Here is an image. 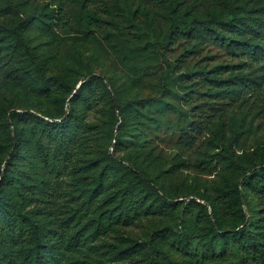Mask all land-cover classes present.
<instances>
[{
  "label": "trees",
  "instance_id": "16d2710c",
  "mask_svg": "<svg viewBox=\"0 0 264 264\" xmlns=\"http://www.w3.org/2000/svg\"><path fill=\"white\" fill-rule=\"evenodd\" d=\"M15 1L0 0V12L15 7ZM62 1L55 11L59 20H64L63 9L69 3L79 8L89 27L105 26L130 43L148 36L144 47L157 56L183 46L187 55L211 47L224 51L242 63L233 70L220 66L188 75L182 82L190 84L191 90L182 101L191 104L193 94L212 100L227 97L251 103L248 117H258L264 110V98H260L264 0H112L111 7L110 1L104 4L105 16L93 7L96 0ZM146 7L156 9L158 18L149 21ZM39 20L38 16L20 19L8 31L0 26V68L11 66L18 73L8 95L0 92V264H92L96 256L117 264H264V143L245 160L232 145L247 130L242 128L246 116L217 125L210 119L216 112L211 108L213 114L206 121L191 123L189 132L180 137L188 146L208 131L207 145L216 152L223 171L221 185L214 192L189 183L188 188L205 204L190 201L185 210L198 209V214L186 221L179 215L180 204L173 202V187L163 179L175 174L184 162L161 175L150 155L141 159L143 152H131L139 160L134 165L119 155L130 146L124 137H118L116 152L105 147L112 137L111 127L118 122L117 112L123 116L120 131L131 130L137 139L145 130L138 126L147 127L143 118L157 122L150 113L185 116L168 101L176 95L170 94L164 82L175 67L161 79V96L126 106L94 77L77 90L70 105L54 101V114H42L63 121H46L21 109L29 88L42 97L61 90L71 94L75 88L71 91L65 78L47 74L48 60L30 39V29ZM155 20L164 31L157 41L148 33V23ZM227 73L228 77H221ZM26 81L29 86L24 85ZM197 86L205 92L197 93ZM99 101L105 103L108 118L103 129L85 121L91 105ZM249 194L258 199L257 207L244 206ZM151 216L171 217L184 230L156 231L148 246L122 236L117 237L118 244L105 241ZM172 252L188 261L174 259Z\"/></svg>",
  "mask_w": 264,
  "mask_h": 264
},
{
  "label": "rangeland",
  "instance_id": "374dc122",
  "mask_svg": "<svg viewBox=\"0 0 264 264\" xmlns=\"http://www.w3.org/2000/svg\"><path fill=\"white\" fill-rule=\"evenodd\" d=\"M108 1H110L109 6L111 7L112 0H96L92 5L95 9H99L102 16H105L104 4ZM62 2V0H16L14 2L16 8L11 7L7 10L4 7L3 12H0V26L5 25L6 31L18 24L20 19L40 17V20L30 29L33 46H36L48 60L47 74L52 78L63 77L70 84L71 91L72 88H75L71 94H68L55 84L54 87H58L57 89L62 92L55 91L51 97L39 96L32 92V88H29L28 96L23 100L21 109L29 110L46 121L61 122L63 120H50L43 117L42 114H54V101H61L66 106L70 105L77 90L94 77L100 78L109 92L112 95H117L123 106L142 103L146 99L161 96V79L164 75H168L173 65L175 67L174 74L164 82L167 83L170 94L175 93L176 99L171 97L173 100L169 99L168 101H172L176 108L182 111L186 119L180 117L178 112L167 113L165 117H161L155 112L150 113L149 116L154 117L157 120L156 123L139 117V119L143 118L142 123H146L147 127H144L143 124L138 126L145 130H142L140 138L137 139V133L131 130L122 129L120 131L123 116L117 112L118 122L111 127L113 129L112 137L105 147L111 152H116L118 137H124L130 146L125 153L119 155L129 160L131 165L138 164L139 161L136 154L132 155L131 152H143L144 156L141 159L150 155L156 159V171L161 175L184 162L185 165L175 174L166 175L163 179L168 187H173V202L180 204L179 215L186 221L194 219L198 214V209L187 212L186 207L190 201L201 204H205V202L197 197L193 188H188L189 183L193 184L192 187L197 186L198 190L207 189L214 192L221 185L223 171L217 162L216 152L207 145L210 135L208 131L205 130L197 135L193 144L188 146L180 137L189 132L191 123L195 124L200 119L206 121L213 114L211 108H215L216 112L213 114L215 116L210 119L219 125L222 120L228 123L232 119L238 120L246 116L251 103L243 104L242 100L232 101L227 97L212 100L206 96L201 97L199 94H193L194 98L191 104H186L182 98L191 89L190 84L182 82V80L184 81L188 75L201 69L209 71L222 66L233 70L242 62L215 47L206 48L198 55H187L185 54L187 47L183 46L169 52L162 51V54L157 56L144 47V43L150 41L148 36L144 37L142 41L130 43L118 34L110 33L105 26L99 29L89 27L87 22L82 19L79 8H75L69 3L65 4L63 9L66 14L64 20H59L55 11ZM146 10L150 13L149 21L152 17L158 18L156 9L146 7ZM18 13L20 14L18 15ZM53 15L57 18H53ZM142 23L145 27L143 19ZM148 24L150 25L148 33L154 41L164 35L157 20ZM17 75L18 73L11 66H1V93L8 95V91L16 86ZM228 75L229 73L221 77L226 78ZM197 78H194L193 81H197ZM24 85L29 86V82L26 81ZM195 90L197 93L205 92L201 86L195 87ZM260 90L262 94L260 98L263 99L264 86ZM137 114H141L140 111ZM107 120L105 103L103 101L93 103L87 112L86 123L103 129L106 127ZM242 125V128L247 130L238 144L232 143V145L241 160H245L258 147V144L264 143V110L258 117L255 115L246 116ZM230 136V132H227V138ZM183 182H186V186L182 185ZM159 194L163 195L162 192ZM258 204V199L251 194H249L247 202H244L246 208L257 207ZM207 207L209 214H212V208L209 205ZM164 229H172L175 232L184 230L183 225L175 223L171 217L151 216L118 234L107 236L105 241L108 244H118L117 237L122 236L148 246L153 240L155 232ZM172 256L180 262L188 261L180 254L172 252ZM98 262L117 264L110 260H102L100 256L94 257L92 264H99Z\"/></svg>",
  "mask_w": 264,
  "mask_h": 264
}]
</instances>
